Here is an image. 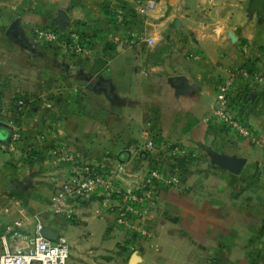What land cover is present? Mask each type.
<instances>
[{
    "label": "crops",
    "instance_id": "1",
    "mask_svg": "<svg viewBox=\"0 0 264 264\" xmlns=\"http://www.w3.org/2000/svg\"><path fill=\"white\" fill-rule=\"evenodd\" d=\"M144 2L146 13L121 26L130 38L106 10L132 0H0V233L21 219L29 237L36 216L67 238V264H264V143L250 144L207 119L229 67L247 62L264 74V6L250 12V0ZM61 11L65 30L93 40L94 52L80 62L66 60L58 43L35 39L36 28L60 29ZM173 76L182 81L172 84ZM260 87L247 120L264 138ZM15 128L22 140L13 144ZM149 130L187 145L197 159L180 185L158 186L149 212L155 235L126 252L128 240L101 218L98 196L64 211L52 206L67 164H52L48 152L65 144L86 158L107 154L109 167L124 163L137 173L144 156L133 147Z\"/></svg>",
    "mask_w": 264,
    "mask_h": 264
},
{
    "label": "built area",
    "instance_id": "2",
    "mask_svg": "<svg viewBox=\"0 0 264 264\" xmlns=\"http://www.w3.org/2000/svg\"><path fill=\"white\" fill-rule=\"evenodd\" d=\"M147 6L144 0H132L131 6L121 5L114 8L113 21L118 26H130L136 14L144 15ZM34 36L37 42L58 43L65 59L78 62L90 52L83 44L80 32L68 28L59 30L36 28ZM264 85V74L256 70L251 63L231 66L215 94L216 106L207 117L220 120L233 134L246 139L250 144L262 145L264 138L254 134L247 113L255 104L256 96ZM24 105V97L16 102ZM3 111V109H1ZM22 140L20 128L10 134L11 143ZM32 148H25L24 155H32ZM133 152L143 154V163H138L140 172H131L124 163L115 168L108 166L112 159L105 155L83 157L73 153L67 145L56 144L49 148L52 164H67V171L54 189L51 204L57 211H64L70 203L89 201L94 196L100 198L101 218L107 225L122 231L127 244L126 252L135 250L136 241L149 240L155 235L151 226L149 212L155 205L158 186H178L197 159L196 154L183 143H170L160 139L155 130L145 134L142 144L134 146ZM128 177L126 182L121 178ZM69 212V211H68ZM24 222L13 219L0 233V264H67L70 245L65 236H57L55 241L43 237V221L33 218L30 236L24 233ZM25 239L26 246L18 241Z\"/></svg>",
    "mask_w": 264,
    "mask_h": 264
},
{
    "label": "water",
    "instance_id": "3",
    "mask_svg": "<svg viewBox=\"0 0 264 264\" xmlns=\"http://www.w3.org/2000/svg\"><path fill=\"white\" fill-rule=\"evenodd\" d=\"M263 6H264V0H250V3H249V11L250 12H262L263 11ZM67 20H68V17L66 15V12L64 11H61L60 12V22H61V27H60V30L62 33H64L65 31V25L67 23ZM14 24L11 25V27H13ZM62 69L63 70H67L69 71L70 73H73L75 74V76L77 78H83L85 80H88L89 79V76L87 75H84L83 71L80 69V68H76L74 66H70L69 64L67 63H62ZM171 83L172 84H176L177 82H181L182 81V78L179 77V76H173L171 79H170ZM228 166L233 170V172L237 173L239 172L240 168H241V165L238 164V163H235V162H229L228 163ZM42 235L43 237H45L46 239L48 240H51V241H55L57 236L56 234L50 230L48 227H45L42 229ZM135 253L131 256V261L134 260L135 258Z\"/></svg>",
    "mask_w": 264,
    "mask_h": 264
},
{
    "label": "rangeland",
    "instance_id": "4",
    "mask_svg": "<svg viewBox=\"0 0 264 264\" xmlns=\"http://www.w3.org/2000/svg\"><path fill=\"white\" fill-rule=\"evenodd\" d=\"M59 31H61L60 29H58ZM124 30H127V28H124V27H121V26H118V28H116V31H121V32H124ZM81 36H82V39H83V44L84 46L86 47V49L90 50V52L92 51V53L94 52V49H93V40L91 39V37L85 33H82L81 31H79ZM126 35L130 36V38H132V35L129 34L128 30L125 32ZM123 33V34H125ZM127 36V37H128ZM103 37V36H102ZM102 37H100L102 39ZM102 40H105V39H102ZM106 42V40L104 41ZM42 45H46L47 47L48 46H51L50 44L48 43H41ZM90 52H88L87 54H89ZM86 55V54H85ZM84 55V56H85ZM80 62V61H79ZM82 82V81H81ZM110 227V225L108 226ZM112 228V227H110Z\"/></svg>",
    "mask_w": 264,
    "mask_h": 264
},
{
    "label": "trees",
    "instance_id": "5",
    "mask_svg": "<svg viewBox=\"0 0 264 264\" xmlns=\"http://www.w3.org/2000/svg\"><path fill=\"white\" fill-rule=\"evenodd\" d=\"M106 13L110 16V18H111L112 21L115 20V18H114L115 14L113 12L111 13L110 11H107L106 10Z\"/></svg>",
    "mask_w": 264,
    "mask_h": 264
},
{
    "label": "flooded vegetation",
    "instance_id": "6",
    "mask_svg": "<svg viewBox=\"0 0 264 264\" xmlns=\"http://www.w3.org/2000/svg\"><path fill=\"white\" fill-rule=\"evenodd\" d=\"M108 90H106V92H107Z\"/></svg>",
    "mask_w": 264,
    "mask_h": 264
}]
</instances>
